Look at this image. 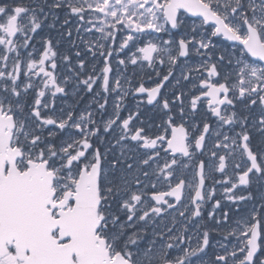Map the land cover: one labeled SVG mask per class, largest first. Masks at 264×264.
I'll list each match as a JSON object with an SVG mask.
<instances>
[{
    "label": "snow or ice",
    "instance_id": "obj_1",
    "mask_svg": "<svg viewBox=\"0 0 264 264\" xmlns=\"http://www.w3.org/2000/svg\"><path fill=\"white\" fill-rule=\"evenodd\" d=\"M64 6L82 22L84 13L91 12L87 21L91 27L85 31L95 29L100 34L97 40L84 43L93 57L99 52L104 66L97 75L78 80L91 92L102 77L103 102L94 100L96 111L101 113L99 121L93 111L81 112L79 116L69 111L57 120L45 117L40 110L41 106L48 108L41 99L46 90L54 89L51 94L55 97L65 89L54 75L57 53L51 40H44L38 59L35 50L27 49L32 33L42 27L50 12ZM45 7L49 12H45ZM181 10L200 19L201 26L211 28V33L202 32L200 39L195 35L189 39L182 37L176 47L172 40L143 39L169 31V25L177 29ZM67 23L65 20L64 24ZM118 32L126 33L119 49L104 43H114ZM213 37L237 42L239 55L229 60L234 71L223 81L215 63L206 60L195 69L206 71L207 78L192 85L199 89V95L192 97L191 108L195 110L197 102L206 99L208 110L218 121L215 143L207 153L212 125L206 122L199 135H190L183 119V93L175 97L180 103V122L169 115L157 126L163 129L159 135H146L142 127L133 130V118L138 113L121 119L123 99L129 90L121 76L114 82L110 78L113 51L136 45L128 59L118 63L146 64L154 69L157 62L163 65L166 60L175 66L179 57L188 56L190 45L197 54L207 51ZM0 46V264H191L192 258L203 253L210 243L209 231L204 230L202 235L197 233L194 247L183 246L185 241L190 244L193 240L188 222L201 216L207 161L212 162L211 172L223 174L228 161L234 160V178L225 177L214 183L231 185L223 188V196L229 201L252 199L251 193L236 195L234 189L250 185L254 175L264 177V153L253 151L250 146L253 129L264 135V0H53L51 5L37 4L35 0L31 5L22 0H0ZM223 59L219 57L220 61ZM63 60L70 62L67 55ZM49 61L52 71L48 70ZM79 67H85L83 60H79ZM171 75L170 69L154 87L146 88L141 83L134 91L146 93L147 102L152 104ZM21 77L26 81L22 83ZM189 78L183 76L185 80ZM30 89H36V98L30 111H26L29 106L21 103L20 98ZM110 93L116 97L113 112L105 120L103 114ZM100 95L98 92L97 97ZM238 103L244 104L246 110L258 106V119L250 124L249 115L226 111L235 109ZM162 108L171 112L167 99ZM50 125H55L60 133L67 132V136L58 138L56 132L47 130ZM101 127L104 133L118 129L103 152L93 143L100 138L103 146ZM197 155H207V161L200 159L195 164L191 179L181 176L177 180V168L192 167L184 160L191 162ZM173 180L177 182L173 184ZM161 181L167 183L166 191L156 190ZM186 189L189 203L178 211ZM214 192L215 188L207 197L213 198ZM220 204L219 200L215 202L213 211L208 213L210 218H214ZM169 210L173 213L171 226L165 223L161 230L154 229L153 239L141 252L138 241L143 239L147 227ZM228 215L225 211L224 223ZM141 223L144 228L129 231ZM228 235L236 236L238 244L231 250L222 245L223 254L217 255L212 264H264V255H258L264 249V204L236 221ZM156 238L164 240L158 249ZM169 250L178 254L172 257Z\"/></svg>",
    "mask_w": 264,
    "mask_h": 264
},
{
    "label": "flooded vegetation",
    "instance_id": "obj_2",
    "mask_svg": "<svg viewBox=\"0 0 264 264\" xmlns=\"http://www.w3.org/2000/svg\"><path fill=\"white\" fill-rule=\"evenodd\" d=\"M7 3H11L12 0H6ZM21 2V0H18ZM23 3L32 4L33 0H22ZM37 4H47L51 5L53 0H35ZM64 11L69 13V9L64 6L60 9L52 10L46 20H44L42 27L37 30L36 33H32L33 39L29 41V47L27 52H32L35 50V58H39L40 53L43 51V42L45 39H50L52 42L53 50L57 53L55 62L57 68L54 71V75L57 78V83L65 89L63 93H57L55 97L52 96L54 89L46 90L45 97L42 99V105L47 104L48 108L41 106L42 115L45 117H52L53 119L59 120L67 115L69 111L73 112L75 116H79L81 112L93 111L95 112V118L99 121L101 113L96 111L95 99H99V102H103V93L100 88V83H102V77H100V82L93 86V90L89 92L86 87L78 84V80L86 79L89 75H97L104 66L103 58L97 52L96 56L93 57L92 52L88 51L84 41H95L97 37H88L87 32L81 29V26H76L77 23L74 22L72 25L68 18L64 16ZM45 12H49V8L45 7ZM55 15L59 16L58 19H54ZM67 20L68 23L64 24V21ZM79 21L80 18H79ZM189 18L181 13V22H189ZM54 24V26H52ZM79 29V31H78ZM71 32V37L69 38L68 33ZM202 32L211 33V28L202 27L198 30L196 28L195 35L197 38H200ZM182 32L178 30L177 41L173 42V47L178 45V41L182 38ZM104 43L107 44L105 41ZM109 45H113L110 42ZM211 45L207 51L200 50V54H197L196 49H189L188 56L184 59L178 58V64L175 66L168 63L163 65L157 64L155 68H149L145 65H131L130 63L126 65H120L119 60H127L132 51L126 53H120L118 58H114V54L110 57V66L112 71L110 72V78L114 82L117 76L122 77V83L125 88L129 90V95L124 97L123 104L121 108V119L127 118L132 113H138L133 118V130L136 127H142L145 129V134L149 136L159 135L163 129L158 128L163 121L167 120L168 116L171 115L176 118V123L180 122L179 109L180 103L175 100L177 95L183 93L182 100L185 109L184 121L185 126L189 130L190 135H199V131L203 130V124L209 123L212 125V133L209 134L206 142L205 153L211 149L212 145L215 143L214 134L218 127V121L215 117L212 116L207 107V100L201 99L197 102V108L193 110L191 108V99L195 95H199V89H193V84H198L200 79L207 78V72L201 69L196 71L197 66L204 64L207 60L209 64H217L218 72L220 73L219 79L223 81L224 77L234 71V65L229 63L230 59H233L235 56L239 55V45L238 43H231L224 41L221 37H213L211 40ZM2 47V46H0ZM79 52L80 56L77 57L76 53ZM105 54H107V49H105ZM15 55V54H9ZM26 57V52L23 53ZM67 55L70 62L64 61L63 57ZM223 56V61L219 60V57ZM211 57V59H209ZM79 60L85 62V67L81 69L79 67ZM11 63V61L9 62ZM173 67H175V72H173ZM167 68H172V75L169 77V80L165 82L164 86L161 89V92L157 96L156 101L152 104L147 102V94H137L135 93V88L138 87L141 83L144 84L146 88L154 87L156 83H159L165 75H168L169 71ZM48 70L51 69V61L48 62ZM191 70V71H189ZM159 74V75H158ZM184 75H189V79H183ZM68 78L67 81L65 78ZM213 80L216 78L213 77ZM22 83L26 81V78L21 77ZM130 81V87H129ZM38 86L42 87L39 80L34 81ZM179 82V83H177ZM100 92L101 95L97 97V93ZM116 94H109V102L107 109L103 114V118L106 120L113 112V100L115 99ZM36 98V89H30L27 93H22L20 102L25 103L29 107L26 111H30V107L34 104ZM167 99L170 103L171 112H167L162 108L163 101ZM91 105V106H90ZM226 111H237L242 115H249V123L251 124L252 120L258 119L259 107H254L250 110L244 108V104L238 103L235 109L228 108ZM48 131L56 132L58 138L63 139L67 136V132L60 133L56 129L55 125L47 126ZM118 132L116 129L113 132L104 133L103 128L101 127V137L104 139L103 146L100 145V138L94 140V147L100 146L101 151H104L105 147H108L114 136ZM47 135V131L45 132ZM251 148L253 151L258 153H264V135L259 134L254 129L252 131L251 139ZM164 153L161 151V160L160 163L164 162ZM178 159H183L179 158ZM200 159H205L207 161V155H197L194 157L193 161L189 162L186 159L184 163H191L192 167L188 169H183L179 167L176 170L177 180L181 176L186 180H189L194 175L195 164L198 163ZM234 160L228 161L227 171L223 174L219 172H211L212 162L207 161L206 172V182H205V201L201 205V216L199 218H193L192 221L188 222V233L193 236V240L189 244L188 241H185L184 247H194L197 243L196 236L199 232L202 235L204 230L209 231V240L210 243L206 247L205 251L199 254L196 257H193L191 264H212L217 255L223 254V248L226 246L229 250L232 249L233 245L238 244L236 236L228 235V232L235 227L236 221L246 218L253 208L259 207L261 204H264V177H259L254 175L251 177V183L248 186H238L237 189H234L236 195H247L251 193L252 199L247 201H229L223 196V188L225 186L231 187L230 184H217L214 181H223L225 177H233V167ZM155 165L152 166L154 168ZM151 171L152 169H146ZM177 180H173L174 184ZM215 188L213 198L209 199L207 193L212 191ZM158 191H166L167 183L159 182L157 185ZM189 192L186 189L184 194L183 204H181L179 210H183L184 204L189 203ZM169 202L175 203L173 198H168ZM219 200L221 202L220 207L215 210L214 218H210L208 213L213 211V205ZM228 212V220L226 223L224 220V212ZM172 210H169L168 214L157 218L154 225H149L146 229V233L143 234V239L138 241L139 250L141 252L147 247L149 242L154 237V229L161 230L165 223L171 226ZM191 215V212L188 213ZM177 220L180 218L177 216ZM217 220L221 223H217ZM199 225V229H197ZM145 226L137 224L135 228L129 229V231L138 230L144 228ZM181 225L177 224V229ZM166 239V237H165ZM164 243V240L156 238L155 247L158 249ZM264 243V241H262ZM135 250V249H134ZM171 256L174 257L178 253L175 250H169ZM258 255H264V249H262Z\"/></svg>",
    "mask_w": 264,
    "mask_h": 264
},
{
    "label": "rangeland",
    "instance_id": "obj_3",
    "mask_svg": "<svg viewBox=\"0 0 264 264\" xmlns=\"http://www.w3.org/2000/svg\"><path fill=\"white\" fill-rule=\"evenodd\" d=\"M91 15H92L91 12L86 11V12L84 13V23H83V24H80L79 21H78V19H77V16H76V15H70L67 11H64V16H65L66 18H68L69 20H71L69 25H72L74 22H76V23H77L76 26H78V25L81 26V29H83V30H85V29L91 27V25L87 23V21L89 20V18H90ZM51 18L58 19L59 16L55 15L54 17H51ZM86 32H87V31H86ZM90 34H93V36H90ZM87 36H90V37H97V38H98V37L100 36V34H99L98 32H96L95 29H93L92 32H90V33L87 32ZM157 36H158L157 33H156V34H153V37H157ZM122 39H123V36H120V37L118 38V40L116 41L115 46L112 47V48H113V49H119V47H120V43H121ZM106 42H107V44L109 45L110 42H112V40H111V41L108 40V41H106ZM128 49H130V48H128ZM126 51H127V49L120 50L119 52L116 51V54L124 53V52H126Z\"/></svg>",
    "mask_w": 264,
    "mask_h": 264
}]
</instances>
